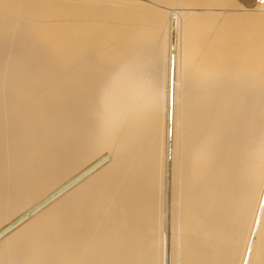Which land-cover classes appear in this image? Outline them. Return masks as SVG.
Instances as JSON below:
<instances>
[{"label":"bare ground","instance_id":"bare-ground-1","mask_svg":"<svg viewBox=\"0 0 264 264\" xmlns=\"http://www.w3.org/2000/svg\"><path fill=\"white\" fill-rule=\"evenodd\" d=\"M0 264H264V0H0Z\"/></svg>","mask_w":264,"mask_h":264},{"label":"snow or ice","instance_id":"snow-or-ice-1","mask_svg":"<svg viewBox=\"0 0 264 264\" xmlns=\"http://www.w3.org/2000/svg\"><path fill=\"white\" fill-rule=\"evenodd\" d=\"M169 101H171V103L174 105V102H175V69H174V66H173V76H172V81H171V91L168 90V86L166 82V106L168 105Z\"/></svg>","mask_w":264,"mask_h":264},{"label":"rangeland","instance_id":"rangeland-1","mask_svg":"<svg viewBox=\"0 0 264 264\" xmlns=\"http://www.w3.org/2000/svg\"><path fill=\"white\" fill-rule=\"evenodd\" d=\"M182 39H183V32L182 29H180V43L182 44Z\"/></svg>","mask_w":264,"mask_h":264}]
</instances>
